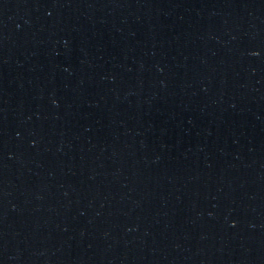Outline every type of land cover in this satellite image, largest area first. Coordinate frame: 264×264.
Here are the masks:
<instances>
[{
  "label": "water",
  "instance_id": "obj_1",
  "mask_svg": "<svg viewBox=\"0 0 264 264\" xmlns=\"http://www.w3.org/2000/svg\"><path fill=\"white\" fill-rule=\"evenodd\" d=\"M0 264H264V77L0 0Z\"/></svg>",
  "mask_w": 264,
  "mask_h": 264
}]
</instances>
